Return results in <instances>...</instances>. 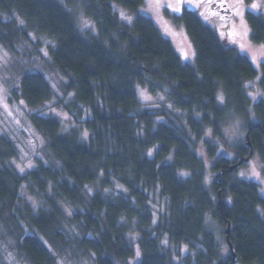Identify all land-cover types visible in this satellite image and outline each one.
<instances>
[{"label":"trees","instance_id":"16d2710c","mask_svg":"<svg viewBox=\"0 0 264 264\" xmlns=\"http://www.w3.org/2000/svg\"><path fill=\"white\" fill-rule=\"evenodd\" d=\"M116 3L138 13L145 0H66L68 8L57 0H0V45L16 53L32 35L52 42L46 52L69 80L65 94L74 95L60 103L70 127L59 117L30 116L46 142V163L25 174L6 166L18 150L0 136V264H8L7 251L26 264H176L161 237L189 248L179 264H235L229 226L237 264H264L261 186L236 179L239 168L230 171L255 154L264 171V100L254 101L248 86L257 68L190 7L182 20L195 65L150 18L122 22ZM77 8L95 33L80 31ZM247 21L253 41L264 43V14L250 11ZM138 87L166 93L186 113L187 131L165 110L141 113ZM53 96L41 73L24 75L16 92L33 111ZM237 118L245 120L244 134L232 144L227 131ZM211 222L224 229L219 236Z\"/></svg>","mask_w":264,"mask_h":264},{"label":"rangeland","instance_id":"374dc122","mask_svg":"<svg viewBox=\"0 0 264 264\" xmlns=\"http://www.w3.org/2000/svg\"><path fill=\"white\" fill-rule=\"evenodd\" d=\"M57 1L66 6V0ZM218 2L227 6V11L217 10ZM253 4H256L257 7L253 8ZM185 7L197 11L201 18L221 38L252 61L258 70V76L254 81L248 83L250 96L254 101L264 100V88L261 85L264 43L259 44L253 41L252 30L247 21V14L250 11L264 14V0H250L249 3L245 0H145L144 7L138 13L128 11L117 3L114 5V11L118 14L120 20L127 25H132L138 14L150 18L162 35L172 42L184 62L195 65L196 51L182 20ZM72 11L76 17L78 27L84 35L96 32L94 22L80 8L72 9ZM3 19L11 20L10 17L5 15ZM45 42L52 44L46 38L32 35L31 42H21L16 53L10 51L8 47L0 45V136L3 135L16 143L18 155L11 161L6 162L5 165L16 169L20 174L35 169L38 161L47 162L46 142L30 120L32 113L59 117L63 120L65 126H72L70 116L60 103L66 104L72 101L74 95L65 94V86L69 83V80L54 66L49 53L46 52L44 47ZM28 73L43 74L54 91L52 100L45 104L42 109L35 111L28 108L16 97L22 77ZM138 96L143 104L140 110L141 113L146 111L160 115L165 110L168 117L181 129L185 130L183 125L185 124L186 113L176 110L169 102L166 93L154 96L148 88L138 87ZM222 97L223 95L220 94V102ZM244 125L245 120L237 118L229 127L227 137L232 144H236L235 142L243 138ZM87 135L88 133L83 131V138H86ZM262 167V157L255 154L247 166L239 168L235 178L257 182L260 184L261 193L264 196V171ZM22 196L31 201L34 206H38L25 190H22ZM210 228L217 236L224 231L214 222H211ZM161 243L165 246L171 260L176 264L183 263L190 253L186 245L174 246L168 237H161ZM136 256L134 261L139 259V251ZM13 257L7 251L6 261L8 264H26L21 260L18 261V259L12 262ZM76 264H91V262L88 259H83Z\"/></svg>","mask_w":264,"mask_h":264},{"label":"water","instance_id":"95a60500","mask_svg":"<svg viewBox=\"0 0 264 264\" xmlns=\"http://www.w3.org/2000/svg\"><path fill=\"white\" fill-rule=\"evenodd\" d=\"M247 140H248V145L251 146V143H250V140H249V136L247 137ZM252 155H253V152L250 153V156H252ZM244 161H245V162H248V161H249V158L245 159ZM244 161H241L240 163H238V164L232 166L231 169H230V171L233 172L234 170L240 168ZM222 181H223V173H220V174H219V179L217 180V184H218V185H221V184H222ZM220 195H221V194H220ZM220 204L223 205V202L221 201ZM230 229H231V227L229 226V228H228L227 231H226V234H227V242H228V245H229V247H230L231 255H232V257H233V263L237 264V262H238V257H237V255H236L235 248L233 247V245L230 243V240H229V239H230V238H229V236H230V231H231Z\"/></svg>","mask_w":264,"mask_h":264},{"label":"snow or ice","instance_id":"6c2138e0","mask_svg":"<svg viewBox=\"0 0 264 264\" xmlns=\"http://www.w3.org/2000/svg\"><path fill=\"white\" fill-rule=\"evenodd\" d=\"M252 7L255 8V7H257V5L256 4H253Z\"/></svg>","mask_w":264,"mask_h":264}]
</instances>
